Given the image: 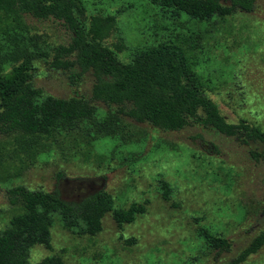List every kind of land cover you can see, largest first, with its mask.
<instances>
[{
    "label": "rangeland",
    "instance_id": "rangeland-1",
    "mask_svg": "<svg viewBox=\"0 0 264 264\" xmlns=\"http://www.w3.org/2000/svg\"><path fill=\"white\" fill-rule=\"evenodd\" d=\"M81 2L87 16L115 17L104 43L123 44L116 53L120 61L174 44L229 122L245 119L264 130V0H256L250 12L208 20L150 0ZM30 38L46 53L32 62L33 87L55 98L89 99L91 72L52 63L54 48L72 38L60 20L1 14L0 63L18 59L17 50ZM61 60L71 62L74 56ZM93 103L95 114L72 128L0 136V229L18 211L5 193L15 185L57 189L67 201L103 191L113 208L135 204L144 211L122 223L106 212L94 234L67 228L53 215L48 243L27 248L28 264L50 256L64 264H226L263 228V144L244 145L194 124L163 130L118 113L115 105ZM206 233L225 238L229 248L211 247ZM240 264H264V244Z\"/></svg>",
    "mask_w": 264,
    "mask_h": 264
},
{
    "label": "trees",
    "instance_id": "trees-1",
    "mask_svg": "<svg viewBox=\"0 0 264 264\" xmlns=\"http://www.w3.org/2000/svg\"><path fill=\"white\" fill-rule=\"evenodd\" d=\"M256 0H150L161 8L182 12L196 20L224 17L236 11L254 10ZM28 13L37 18L60 20L71 31V42L54 48L53 65H76L78 73L91 72L94 81L89 99L82 96L55 98L43 95L30 82L32 62L46 53L31 38L17 50L18 59L0 63V136L18 133L47 135L60 127L72 128L90 118L97 108L94 101L115 105L117 112L136 122H146L163 130H178L186 125L212 128L248 145H264V130L239 119L229 122L218 105L204 92L202 83L184 51L170 43L138 51L128 62L116 53L123 44L104 43L115 26L113 15L87 16L81 0H0V15ZM73 55L71 62L61 60ZM4 62H11L4 67ZM77 76V74H76ZM256 156L259 153L251 152ZM10 205L17 208L0 229V264H28L27 248L47 244L52 216L57 215L65 227L78 228L84 234L99 230L100 219L110 212L117 223L130 222L142 205L126 209L112 207L111 197L103 191L91 193L80 201H67L57 189L28 188L15 185L6 190ZM207 243L228 249L221 236L204 234ZM264 244V226L236 256L226 264H240ZM36 264H64L50 256Z\"/></svg>",
    "mask_w": 264,
    "mask_h": 264
}]
</instances>
